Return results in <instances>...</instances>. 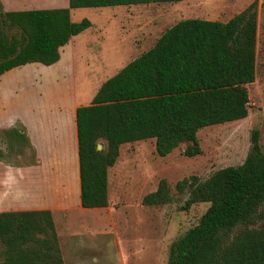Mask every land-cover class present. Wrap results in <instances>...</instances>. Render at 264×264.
<instances>
[{
  "label": "trees",
  "instance_id": "16d2710c",
  "mask_svg": "<svg viewBox=\"0 0 264 264\" xmlns=\"http://www.w3.org/2000/svg\"><path fill=\"white\" fill-rule=\"evenodd\" d=\"M179 0H67L66 7L0 12V74L27 63L50 65L71 36L90 26L69 19V9ZM255 11L250 3L227 21L185 18L164 29L153 45L100 83L89 103L74 110L78 198L82 208L107 205L106 172L121 144L153 139L164 156L184 143L182 154L200 153L198 129L244 118L254 78ZM26 142L19 128L2 131ZM99 141L104 146L97 149ZM0 149V159L3 158ZM186 205L208 203L195 225L173 241L168 264H264V154L253 129L244 159L175 182ZM171 200L160 179L143 205ZM0 264H63L48 210L0 212Z\"/></svg>",
  "mask_w": 264,
  "mask_h": 264
},
{
  "label": "rangeland",
  "instance_id": "374dc122",
  "mask_svg": "<svg viewBox=\"0 0 264 264\" xmlns=\"http://www.w3.org/2000/svg\"><path fill=\"white\" fill-rule=\"evenodd\" d=\"M21 1L25 6L22 8L57 3ZM250 3H254L256 32L254 78L245 84L246 116L198 129L200 153L190 157L182 154L184 143L164 156L154 152L152 138L121 144L113 165L107 168V205L103 208H80L73 176L69 190L65 185L58 195L55 189L51 191L53 195L45 204L50 207L63 264H168L170 244L197 223L208 205H186L188 192H178L175 182L190 176L202 181L218 168L241 163L253 129L258 131V144L264 154V0H180L121 8H70L71 21L87 18L91 25L60 48V61L50 66L28 63L0 76V115L14 119V127L23 130V116L35 121L38 113H67L68 108L88 104L102 81L150 48L159 34L176 21H224ZM1 11L5 8L0 4ZM1 129L0 149L4 156L0 162L15 165L12 193L18 206L25 189L36 193V197L41 194L37 154L27 141L17 138H10L7 148ZM97 146L103 147L104 142L99 141ZM70 166L69 161V172ZM5 169L0 166V187ZM160 179L165 180L171 200L161 205L141 204L142 196L153 191ZM260 212H264V202L255 212L254 227L260 222ZM1 249L0 243V252Z\"/></svg>",
  "mask_w": 264,
  "mask_h": 264
},
{
  "label": "crops",
  "instance_id": "0c3cea01",
  "mask_svg": "<svg viewBox=\"0 0 264 264\" xmlns=\"http://www.w3.org/2000/svg\"><path fill=\"white\" fill-rule=\"evenodd\" d=\"M55 2L57 3L43 8L67 6V0H55ZM22 3L23 1L21 0H0V4L3 8H5V10L36 9V8H27V7L22 8L25 7L23 6ZM158 3H163V2H158ZM142 4L145 3L116 5L114 6V8H121L129 5H142ZM103 7H110V6H101L95 8H103ZM228 19L221 22H225ZM205 20H209V19H205ZM89 27H87L86 29H88ZM61 47H59L58 49L59 57L57 61L50 65H54L58 61H60V58L62 59V56L60 55ZM32 63H37V62H32ZM40 65L50 66L43 64ZM12 69L13 68L9 70ZM9 70L3 72L2 74H0V76L5 74ZM76 107L72 108L71 110L68 108L67 113L55 112L52 115H46L45 113L43 115L42 114L40 115L38 113L36 117L37 119H35V121L31 117L23 116L24 120L21 119L20 121L21 122L20 126L23 128V130L21 128L20 129L26 136L27 142L31 145L33 151L37 154V159H38L37 168L39 169L38 183L41 194L39 197H36L35 195L36 193L32 194L30 190L27 188L25 189V197L22 199L20 205L15 206V204H17L15 201L17 198L14 197L15 188H14V178H13V169H15V165H13L12 163L3 164L0 162V166L2 167L4 166V168H6L5 169L6 176L3 177L1 181L2 187H0V212L27 211V210L49 211L50 207H48V205L45 203L47 199H51V196L53 195L51 194V191H54L55 189L56 194L58 195L59 190L61 188L64 190L65 185H67V190H69L68 188L69 185L71 184V176H73V185H75V188L73 187V190L75 191V197L79 205L78 169H77L75 119H74V110ZM13 122L14 119L9 120L8 118H4L3 115H0V128H2L1 130L3 129L9 130L11 128H15ZM2 141L3 138L0 137V143H2ZM66 156H68V158H66ZM69 161L71 165L70 172L68 171ZM74 180L76 182L75 184H74ZM12 199H14L15 202L12 201ZM80 208L82 207L80 206ZM51 218H52V214H51Z\"/></svg>",
  "mask_w": 264,
  "mask_h": 264
},
{
  "label": "water",
  "instance_id": "95a60500",
  "mask_svg": "<svg viewBox=\"0 0 264 264\" xmlns=\"http://www.w3.org/2000/svg\"><path fill=\"white\" fill-rule=\"evenodd\" d=\"M97 149H99V146H96Z\"/></svg>",
  "mask_w": 264,
  "mask_h": 264
}]
</instances>
